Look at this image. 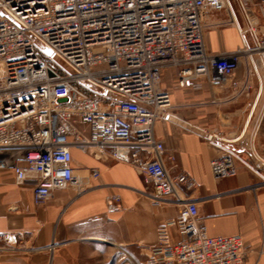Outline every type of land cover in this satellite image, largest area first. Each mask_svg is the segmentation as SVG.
<instances>
[{"label":"built area","instance_id":"built-area-1","mask_svg":"<svg viewBox=\"0 0 264 264\" xmlns=\"http://www.w3.org/2000/svg\"><path fill=\"white\" fill-rule=\"evenodd\" d=\"M218 12L224 19L208 22ZM213 25H233L240 46L207 51L205 29ZM170 67L179 87L201 77L211 87L231 80L233 98L248 95L255 79L247 126L262 91L264 0H0V170L17 184L32 181L39 203L56 190L85 189L89 180L74 175V148L130 164L154 205L177 206L175 218L157 227L156 245L144 248V264H244L241 237L209 235L195 201L183 197L195 181L166 168L154 125L177 119L164 86ZM261 112L249 134L250 161L231 146L245 126L224 138L178 120L212 148L215 178L234 176L240 164L264 184V156L254 145ZM106 201L113 211L120 200Z\"/></svg>","mask_w":264,"mask_h":264},{"label":"crops","instance_id":"crops-1","mask_svg":"<svg viewBox=\"0 0 264 264\" xmlns=\"http://www.w3.org/2000/svg\"><path fill=\"white\" fill-rule=\"evenodd\" d=\"M224 16L223 12L211 14L208 22L221 21ZM204 42L211 53L240 46L233 25L207 27ZM243 71L241 68L236 74ZM163 74L172 114L177 118L158 120L154 125L155 138L165 146L166 168L171 175L185 172L195 181L194 188L183 190V197L195 201L199 220L209 235L240 236L246 246L244 264H264V184L240 164L234 176L215 178L210 170L212 148L178 120L234 138L246 124L254 96L233 98L231 80L211 87L201 77L179 87L174 68H166ZM234 81L242 84L239 77ZM259 100L244 135L231 143L247 161L249 134L263 110L258 107ZM254 145L264 156V111ZM72 157L74 175L89 180L85 189L70 186L56 190L39 203L32 198V181L17 184L11 171L0 170V264H76L77 250L87 240L144 249L156 245L157 227L175 218L176 205L156 206L141 193L142 181L130 164L76 148ZM111 196L120 200L113 211L108 210L106 201ZM168 231L173 242L180 241L174 225H168Z\"/></svg>","mask_w":264,"mask_h":264},{"label":"rangeland","instance_id":"rangeland-1","mask_svg":"<svg viewBox=\"0 0 264 264\" xmlns=\"http://www.w3.org/2000/svg\"><path fill=\"white\" fill-rule=\"evenodd\" d=\"M264 84V73L260 69ZM255 79H252L250 96L255 94L257 86ZM264 106V85L258 107ZM142 247V246H141ZM138 247L130 246H116L110 242L87 240L82 248L77 250L76 264H144L146 257V250Z\"/></svg>","mask_w":264,"mask_h":264},{"label":"bare ground","instance_id":"bare-ground-1","mask_svg":"<svg viewBox=\"0 0 264 264\" xmlns=\"http://www.w3.org/2000/svg\"><path fill=\"white\" fill-rule=\"evenodd\" d=\"M262 85H264L263 84V80H262V78H260V86H261V89H262Z\"/></svg>","mask_w":264,"mask_h":264}]
</instances>
